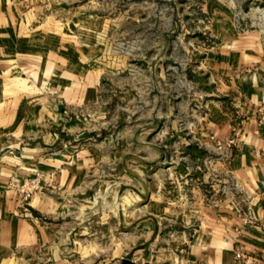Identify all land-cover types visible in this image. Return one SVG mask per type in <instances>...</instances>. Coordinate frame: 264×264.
<instances>
[{"label":"rangeland","instance_id":"1","mask_svg":"<svg viewBox=\"0 0 264 264\" xmlns=\"http://www.w3.org/2000/svg\"><path fill=\"white\" fill-rule=\"evenodd\" d=\"M71 6L102 78L94 120L81 125L88 134L64 140L66 154L80 152L87 163L70 215L59 222L72 229L69 246L83 245L87 264H115L126 253L122 258L140 263L171 238L169 230L157 237L150 227L159 221L156 205L170 208L181 224L190 215L198 229L205 209L233 189L225 151L207 147L197 133L214 106L229 113L235 103L216 70L221 55L264 51V0H72ZM245 69L234 77L252 72Z\"/></svg>","mask_w":264,"mask_h":264},{"label":"crops","instance_id":"2","mask_svg":"<svg viewBox=\"0 0 264 264\" xmlns=\"http://www.w3.org/2000/svg\"><path fill=\"white\" fill-rule=\"evenodd\" d=\"M71 3L0 0V264H87L79 254L83 245L69 246L72 229L61 223L87 163L80 152L67 155L66 145L88 134L81 125L94 120L102 74ZM252 50L221 55L216 70L235 103L229 113L214 106L197 133L207 147L222 143L229 197L205 209L198 229L190 215L181 224L170 208L156 205L159 221L150 227L157 237L169 230L171 238L156 257L128 258L134 264H234L238 249L244 264H264V51ZM242 67L252 72L236 79ZM36 173L46 192L23 202L17 186Z\"/></svg>","mask_w":264,"mask_h":264},{"label":"built area","instance_id":"3","mask_svg":"<svg viewBox=\"0 0 264 264\" xmlns=\"http://www.w3.org/2000/svg\"><path fill=\"white\" fill-rule=\"evenodd\" d=\"M229 144H233L232 141H229ZM217 146L222 147V143L217 141ZM43 186L40 183V174L36 173L33 177H27L22 181V184L17 187V192L19 199L23 202L28 200L34 192H42ZM249 195H246L247 199ZM26 209V208H25ZM24 209V210H25ZM245 258L240 249L235 252V261L234 264H244Z\"/></svg>","mask_w":264,"mask_h":264},{"label":"water","instance_id":"4","mask_svg":"<svg viewBox=\"0 0 264 264\" xmlns=\"http://www.w3.org/2000/svg\"><path fill=\"white\" fill-rule=\"evenodd\" d=\"M120 264H134L133 261L127 259V258H123L121 260V263Z\"/></svg>","mask_w":264,"mask_h":264}]
</instances>
